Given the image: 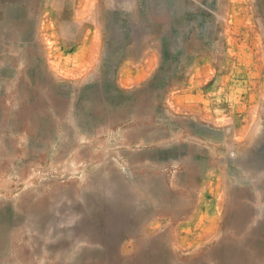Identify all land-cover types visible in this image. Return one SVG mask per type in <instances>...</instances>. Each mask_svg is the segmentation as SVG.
Segmentation results:
<instances>
[{
  "label": "rangeland",
  "instance_id": "rangeland-1",
  "mask_svg": "<svg viewBox=\"0 0 264 264\" xmlns=\"http://www.w3.org/2000/svg\"><path fill=\"white\" fill-rule=\"evenodd\" d=\"M83 2L0 0V264H264V56L117 88Z\"/></svg>",
  "mask_w": 264,
  "mask_h": 264
},
{
  "label": "crops",
  "instance_id": "crops-1",
  "mask_svg": "<svg viewBox=\"0 0 264 264\" xmlns=\"http://www.w3.org/2000/svg\"><path fill=\"white\" fill-rule=\"evenodd\" d=\"M83 4L97 18L102 34L100 45L96 37L92 40L96 28L86 23L79 54L84 61L103 59L102 71L117 88L165 73L176 84L197 87L210 77L215 57L243 56L242 50H234L237 46L244 45L256 58L264 56V0H84Z\"/></svg>",
  "mask_w": 264,
  "mask_h": 264
},
{
  "label": "bare ground",
  "instance_id": "bare-ground-1",
  "mask_svg": "<svg viewBox=\"0 0 264 264\" xmlns=\"http://www.w3.org/2000/svg\"><path fill=\"white\" fill-rule=\"evenodd\" d=\"M230 220V219H229Z\"/></svg>",
  "mask_w": 264,
  "mask_h": 264
}]
</instances>
